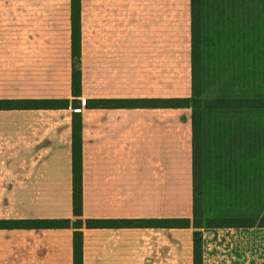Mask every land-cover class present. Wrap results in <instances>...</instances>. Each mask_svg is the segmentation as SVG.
<instances>
[{
    "label": "crops",
    "instance_id": "0c3cea01",
    "mask_svg": "<svg viewBox=\"0 0 264 264\" xmlns=\"http://www.w3.org/2000/svg\"><path fill=\"white\" fill-rule=\"evenodd\" d=\"M72 0H0V100L73 101ZM83 218L193 216L191 0H81ZM70 108L0 109V221L72 219ZM84 264H194V228L83 227ZM74 228L0 227V264H74ZM203 264H264V226L202 229Z\"/></svg>",
    "mask_w": 264,
    "mask_h": 264
},
{
    "label": "trees",
    "instance_id": "16d2710c",
    "mask_svg": "<svg viewBox=\"0 0 264 264\" xmlns=\"http://www.w3.org/2000/svg\"><path fill=\"white\" fill-rule=\"evenodd\" d=\"M73 93L79 69L81 0H72ZM191 95L154 99H90L88 108L190 107L193 126V216L84 219L82 100H0V109L73 107L76 219L0 221L2 228H74V264H84L83 227L194 228V264H203L202 229L264 226V0H191ZM218 190L206 210L207 175ZM209 176V175H208Z\"/></svg>",
    "mask_w": 264,
    "mask_h": 264
},
{
    "label": "rangeland",
    "instance_id": "374dc122",
    "mask_svg": "<svg viewBox=\"0 0 264 264\" xmlns=\"http://www.w3.org/2000/svg\"><path fill=\"white\" fill-rule=\"evenodd\" d=\"M191 73H192V69H191ZM73 95H74V93H73ZM81 96H82V93H81ZM80 97L77 98L74 95V98H77V99L81 100ZM116 99H118V98H116ZM121 99H127V98H121ZM136 99H138V98H136ZM87 100H90V99H87ZM87 100H86V102H87ZM85 106L87 107L86 103H85ZM89 109H95V108H89ZM73 168H74V165H73ZM208 175H207V189H206V201H207V205H206V210L207 211L206 212H207L208 215H212V214H215L219 210V209H217L219 207V206H217V197H218L219 193H218V190H217V188L215 186V183L213 181V179H214L213 176L211 174H208ZM82 197H83V193H82ZM82 206H83V203H82ZM75 217H76V215H75ZM82 217H83V213H82ZM87 219H91V218H87Z\"/></svg>",
    "mask_w": 264,
    "mask_h": 264
}]
</instances>
